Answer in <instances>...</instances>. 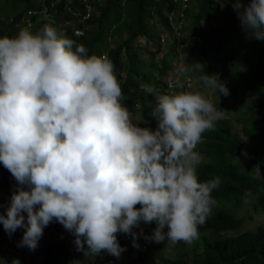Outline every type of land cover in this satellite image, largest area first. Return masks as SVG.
<instances>
[{
  "label": "clouds",
  "instance_id": "9594fccd",
  "mask_svg": "<svg viewBox=\"0 0 264 264\" xmlns=\"http://www.w3.org/2000/svg\"><path fill=\"white\" fill-rule=\"evenodd\" d=\"M232 7L242 30L264 40V0H234ZM190 65L206 88L229 95L218 75ZM141 88L155 95V129L131 119L106 55H89L50 24L0 36V164L16 181L0 224L10 237L24 230L18 247L34 251L53 221L75 237L85 257L103 250L119 258L126 249L117 233L130 234L138 248L133 229L141 222H155L151 236L140 230L155 243L199 238L221 180H198L195 149L225 111L199 91ZM252 169L253 179L264 180L259 165Z\"/></svg>",
  "mask_w": 264,
  "mask_h": 264
},
{
  "label": "trees",
  "instance_id": "16d2710c",
  "mask_svg": "<svg viewBox=\"0 0 264 264\" xmlns=\"http://www.w3.org/2000/svg\"><path fill=\"white\" fill-rule=\"evenodd\" d=\"M42 1L43 4L35 5L31 0H0V36L12 37L20 29H25L26 22L22 17L28 11H30L29 21L35 25L50 24L54 28L61 20H82L86 13V10L79 8V5L82 8L85 6L83 0H70L69 2L59 0L55 5H53L55 0ZM193 1L197 2V9L188 22L192 29L191 52L195 51L197 40H200L202 43L200 50L204 52L209 72L212 68L209 63L210 59L206 58L207 51H204L207 48L218 55L222 54L219 59H224L232 53V59L235 56L238 57V67L234 69L233 64L235 63H232V60H230V65H224L220 78L231 80L233 78L234 81L230 86V95L221 101H216V106L225 111L224 118L216 123L214 131H206L202 134V143H199L195 149L201 157L200 164L197 166L198 180L205 182L217 176L221 180L219 186L212 192L217 203L206 223L199 227L212 231V239L199 244H194L192 241L189 246L183 241H178L175 244L171 243L170 247L190 250L192 264H264V225H258L252 231L245 230L238 235H223L224 232L237 230L243 225L244 218L237 217L236 214L241 206L247 203L244 199L246 193L252 194L250 199H253V203L250 206L253 210L258 206L264 209V180L252 178L254 171L252 168L255 165L260 166V172L264 175V40L251 39L231 50L227 47L232 41L227 39L231 38L230 27H233L232 39L236 40L238 39L237 27L240 24L237 13L232 7L234 0ZM220 2L224 3L223 6ZM241 2L247 4L248 0H241ZM89 3L95 5L98 13L96 16L94 12L89 14L84 22L85 28L82 30V35L76 37L73 29H67L64 36L78 44H83L88 49L89 55L100 56L102 52L105 53L115 66V75L126 97V101L122 103L128 110H131L132 114L136 113L135 104L139 103V114L142 121L144 123L146 121L145 127L155 129L156 121L150 116L155 106V95L146 94L140 86L151 84L156 88L157 94H171L166 83L157 76H165L170 64L162 59L159 69L152 72L145 67L147 62L142 60L130 45L135 42L138 34H142L149 42L153 41L152 57H154L160 48L159 30L156 29L155 23L152 26H146V20L154 18L159 25L167 27L165 14L175 7L176 3L173 0H91ZM43 10L45 11L42 12ZM33 11L35 13H32ZM43 13L48 16V19H42ZM218 14L219 23L216 29L200 28L202 20L210 21L218 17ZM114 26L117 27L118 33L125 31L127 36L124 38L121 36L118 43L106 49L105 37L109 35V31L111 33V28ZM182 52L183 50L179 52L181 57H183ZM186 67H189L187 61L181 66L183 73H186ZM121 72L124 74L123 78L120 76ZM209 75L212 74L209 73ZM242 85L244 90L242 97H248L250 104L244 110L245 118L238 120V123H242L241 134L236 135L234 133L235 120L230 115L235 106L233 96H238L235 88ZM242 153H248L249 160L242 162ZM10 175V172H7L5 179L8 180ZM136 207L140 206L136 205ZM251 218H254V215H251ZM150 225L141 222L140 227L150 229L153 227ZM44 229L65 232L75 239L56 221ZM125 236L123 237L126 239L131 237L130 234H125ZM121 238L122 235L117 236V241L123 248L124 242ZM136 238L144 239V236L137 233ZM165 242L169 241L165 240ZM143 246L145 249L146 246ZM36 249L42 252L41 264H72L74 259L64 241L40 242ZM115 259L116 257L102 250L99 255H96L94 264H106ZM163 262L164 264H187L183 256L174 259L163 258Z\"/></svg>",
  "mask_w": 264,
  "mask_h": 264
},
{
  "label": "rangeland",
  "instance_id": "374dc122",
  "mask_svg": "<svg viewBox=\"0 0 264 264\" xmlns=\"http://www.w3.org/2000/svg\"><path fill=\"white\" fill-rule=\"evenodd\" d=\"M35 5H41L43 4L42 0H31ZM59 0H55L53 2V5H55ZM70 0H67L69 2ZM91 1V0H88ZM176 3L175 7H172L171 10H168L165 14V20L167 16H170L169 24L173 26V37L169 36L165 38L163 32L165 31L166 26L159 25L157 22H155L154 18L146 20V26H152L153 23H155L156 29L159 30L158 33V42L160 45L159 50L154 54L153 56V49L154 44L153 41L149 42L146 37L142 34H138L135 38V42L131 43L130 47L135 50V53L144 61L147 62L145 67L152 72H156V69H159V66L162 64V59L170 64V67L165 73V76H158L160 77L167 85L168 91L172 94L179 91H199L205 98L210 99L214 105H216V101H221L224 99L225 96L219 94V91L217 90V94L213 92L211 89L206 88L202 82L199 81V73L194 70L195 66L190 64L199 63L203 65V70L205 74H215L218 75L221 82L225 84L227 88H230V86L233 85V78L232 80L230 78L222 79L220 78L222 75V69L224 65H230V60H232L233 66L236 69L238 67V57L235 56L234 59H232L231 54H228V56L219 59L222 54L218 55L215 51L209 50V48L204 49V51H207L206 58L210 59V66L212 68V71L209 72L207 70L206 60L204 58V52L200 50L201 48V41L197 40L196 49L194 52H191L192 47V40H191V33L192 29L188 25V22L192 19V14L197 9V2L193 0H187V5L183 8L184 16L181 19V22H176L177 18V12L180 10L181 5ZM221 6H223V2H220ZM5 4H3L4 6ZM79 8L85 9V7L82 8L81 5H79ZM187 9V10H186ZM43 10L42 12H44ZM55 12V10H53ZM219 11V9H218ZM94 12L95 16L98 13V11L95 8V5L90 3V12L91 14ZM34 13V11L32 12ZM29 14H25V16L22 17L23 21H27L29 18ZM89 17V16H88ZM83 18L82 20H74V21H60L56 25V29L59 34L65 35L67 29H81L83 30L85 28V20L88 18ZM48 19V16H46L45 13H43L42 19ZM167 23V20H166ZM219 23V14L218 17L211 19L210 21L202 20L200 22V28H212V30L218 25ZM73 26V27H71ZM88 25H86L87 27ZM117 26V25H116ZM114 26L109 35L105 37V40L107 41L106 49L114 46L116 43H118L122 38L127 36V33L125 31L117 32V27ZM43 26L35 25L34 23H30L29 26H26L25 29L29 28L30 31L37 32L40 29H42ZM116 27V28H115ZM231 29V38H227L230 41V45L227 47H230L231 50L235 49V47L238 48V46L242 43H245L247 41H250L252 38H250L241 28V25L238 24L237 30H238V39L233 40V27H230ZM241 35V36H240ZM163 38V40H161ZM211 43V42H210ZM208 47V44H206ZM180 50H183V57H179ZM231 50H228V52H231ZM225 51L226 47H225ZM100 56H105V53L102 52ZM153 58V61H152ZM187 61L188 66L185 68L186 73H183L181 71V66H183V62ZM121 78H123L124 74L121 72L120 74ZM141 88V86H140ZM229 90V95L231 88ZM236 93L238 96H233V101L235 102V106L232 109L231 112V118L235 120L234 125V133L236 135L241 134V126L242 123H238V120L241 121L245 118L244 110L245 108L250 104V99L248 97H242L243 93V85L240 87L235 88ZM248 91V90H247ZM136 113L132 114L131 110H129L131 114V119L134 123H140L141 127H145V123L142 121L141 116L139 114L140 105L139 103L135 104ZM228 119V118H227ZM250 155L248 153H242V162H246L249 160ZM9 172L7 169L3 167L2 164H0V214L4 213V207L10 200V196L13 191H15L16 187V181L10 175L9 179H5L6 173ZM253 203V199H249L246 204H243L241 208L238 210V213L236 214L237 217L242 216L244 218L243 225L239 227L237 230H228L223 233V235L227 236H233L238 235L240 232H243L245 230H254L258 225H264V209L261 208V206H258L257 209H252L251 204ZM253 206V205H252ZM251 215H254V218H251ZM153 224L154 227H156L155 222L149 223ZM24 230H17L15 231L11 237L4 231L2 224H0V264H12L14 259H19L20 264H41L42 261V252L38 249H35L34 251H29L26 247H18L17 243L20 241L22 234ZM199 231V238L193 240V243H205L210 240L212 237V231H206L202 228L198 229ZM134 232L140 233L139 228H135ZM153 232V231H152ZM117 236L122 235V240L124 242L123 248L126 250L123 251L119 258H116L113 261L107 262L106 264H164L163 258L165 259H174V258H180L183 256L185 258L187 264H192V252L190 250H184V249H173L171 248V242H161V243H155L150 240H145L142 238H136L135 243L139 245V247H133V238L132 236L128 239L124 238L125 233H117ZM150 236V234L146 235ZM215 236V235H214ZM127 237V236H125ZM212 239V238H211ZM51 240H57V241H64L70 251L73 254V261L72 264H94V259L96 256L92 257H85L82 252H78L76 250V246L74 244V239L71 238L67 233L65 232H55L52 230H46L43 229V235L39 239L38 244L40 242H48ZM167 241V240H166ZM146 248L144 249V246ZM189 246L190 243H187ZM147 249V250H146Z\"/></svg>",
  "mask_w": 264,
  "mask_h": 264
},
{
  "label": "built area",
  "instance_id": "2783aa9c",
  "mask_svg": "<svg viewBox=\"0 0 264 264\" xmlns=\"http://www.w3.org/2000/svg\"><path fill=\"white\" fill-rule=\"evenodd\" d=\"M84 3H85V9L86 10V13L84 14L83 18H86L89 16V12H90V3L88 0H83ZM99 1V0H97ZM174 3H178L180 4L181 2L182 5H181V8L180 10L177 12V18H176V22L180 23L181 22V19L182 17L184 16V12H183V8L187 5V0H173ZM30 13V11H28V14ZM35 13V12H34ZM169 19H170V16H167L166 20H167V29H165V31L163 32L165 38L169 37V36H172L173 37V26L169 24ZM25 22V21H24ZM31 23V21H29V19L26 21V26H29V24ZM181 27H182V22H181ZM73 32L76 34V35H81L82 34V30L81 29H73ZM161 40H163V38H161ZM181 52V50H180ZM179 55V54H178ZM181 57V56H179Z\"/></svg>",
  "mask_w": 264,
  "mask_h": 264
},
{
  "label": "crops",
  "instance_id": "0c3cea01",
  "mask_svg": "<svg viewBox=\"0 0 264 264\" xmlns=\"http://www.w3.org/2000/svg\"><path fill=\"white\" fill-rule=\"evenodd\" d=\"M141 229H143V234H144V236H146V235H148V234H150V236L152 235V231H153V229H147L146 227H140L139 228V232H140V230Z\"/></svg>",
  "mask_w": 264,
  "mask_h": 264
}]
</instances>
